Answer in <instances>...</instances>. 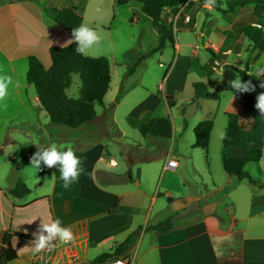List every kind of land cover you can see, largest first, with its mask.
<instances>
[{"label": "crops", "instance_id": "1", "mask_svg": "<svg viewBox=\"0 0 264 264\" xmlns=\"http://www.w3.org/2000/svg\"><path fill=\"white\" fill-rule=\"evenodd\" d=\"M46 9L48 14L43 12L41 5L30 0L0 2V75L12 79L7 95L0 98V120L14 124L3 135L5 143L0 144V150H3L0 154V257L4 233L13 236L15 233L33 236L39 232L42 222L51 223L59 218L62 226L70 228L73 232L72 241L61 244L55 240L53 244L57 245L56 247L36 252L30 243L31 240L12 237L10 244L18 258L7 264H93L97 257L112 254L117 246L135 232L138 233V237L131 254L134 255L136 264H264L262 184L254 185L248 180L239 181L225 171L221 173L219 169L216 179L206 156L205 162L208 167L200 165V157L195 152L204 151L193 148V144L188 158L183 159L184 154L180 153L182 159L179 161L176 154L165 151L161 139L144 138L147 147L143 153L156 159L135 164L130 168V175L125 158L121 157L119 160L113 157L111 144L115 145L114 150L119 155L120 152L129 153V150L125 152L124 146L131 145L124 143L127 134L120 130V121L117 119V111L122 102H119L111 113H107L105 108V98L112 83L111 63V82L104 98V105L96 106L103 108L105 113H98L96 109L95 120L77 128L91 129L98 120L102 123L106 121L105 131H99L104 134L91 139L86 137L82 141L89 139L90 142L84 144L80 142L73 146L69 140L76 137L66 131L69 127L50 121L40 106L36 92L33 97L27 92L32 86L26 83L25 79L29 58L36 57L45 69H49L52 65L50 49L68 46L74 39L53 22L57 14L50 15L49 9ZM137 15L139 19V14ZM141 16H145L143 11ZM179 47L181 53V46L176 44L178 58L181 55L178 53ZM213 63L219 64L218 61ZM214 68L216 71V66ZM220 78L214 80L211 76L204 75L200 78L202 79L200 82L206 83L211 92L218 90L219 98L216 100L196 101L193 89L191 103L205 113L199 122L211 119L208 118V114L212 112L214 117L226 116L227 112L235 113L241 126L243 118L251 122L256 119L257 116L251 107L256 108L257 99L253 92L256 94L257 91L235 95L229 82L223 77L221 82ZM194 82L197 81H192L191 85ZM122 91L119 94H122ZM224 93L230 94L229 105L233 104L235 108L222 107ZM155 104L151 103L149 108ZM210 110L212 112L208 113ZM155 111L156 107L152 113ZM103 115H111V122L116 127L109 125L110 119H103ZM139 116L145 117V120L139 119ZM9 117H14L15 121ZM146 117L149 116L142 109L136 108L125 117V120L129 127L139 132L140 124L157 119ZM213 122L208 153L215 128V121ZM226 123L227 121L221 122L222 132L226 128ZM112 126L117 130L116 133L108 131V128H113ZM244 131L247 138V132ZM96 132L97 130L92 131L94 134ZM171 140H174V136ZM247 141L249 144L255 143L248 139ZM50 144H56L58 148L62 147L65 150L71 147L81 159L82 172L78 180L68 188L63 186L57 168H49L43 163L39 171H30L28 168L38 145L47 148ZM156 147L160 149L158 153ZM219 149L218 144L222 163V147ZM132 150L135 151V155L140 152L138 148ZM169 156L178 161V167L180 163L184 167L190 162L195 177H201V180L194 179L192 184L193 189L199 190L195 201L185 198L183 193L186 189L185 184L174 187L170 182L162 189L165 177L176 173V170L166 169ZM225 156L227 159L245 158L246 150L244 147H229L225 150ZM205 170L206 173L201 175L200 172ZM204 175L207 180L202 178ZM256 175L252 174L253 178L264 183V179ZM19 182L24 183L30 190L22 198H16L10 193ZM171 188H174L173 190L178 188L181 196L173 197ZM202 188L205 191H200ZM161 189L163 193L160 192ZM154 191L160 194L150 198ZM213 194H221L222 198L209 200V195ZM147 197L151 199L149 203H146ZM158 199L164 203L161 208L155 210L152 206ZM177 201H181L185 206L180 211L171 210ZM203 208L207 209L204 214L200 212ZM225 213L228 217L224 216Z\"/></svg>", "mask_w": 264, "mask_h": 264}, {"label": "rangeland", "instance_id": "2", "mask_svg": "<svg viewBox=\"0 0 264 264\" xmlns=\"http://www.w3.org/2000/svg\"><path fill=\"white\" fill-rule=\"evenodd\" d=\"M3 0H0V2ZM7 1V0H5ZM203 0H187L181 7L175 9H165L163 17L167 23H171L174 30L175 45L168 46L159 53L147 59H140L142 55L147 54L150 50L158 45V34L153 27L152 21L148 16H141L142 6L136 0H127L124 4H120V0H42L41 7L48 8L50 15L57 14L60 9L65 7L71 8L83 16V24H87L94 29L100 37L98 43L92 47L85 55L87 57H106L110 60L113 68L112 83L110 91L105 98V108L107 113L114 111L117 104L122 102L117 111V119L120 121V130L127 134L124 143L131 146H124L125 152L134 149H139L144 152L146 149V141L142 138L139 132L129 127L126 124L125 117L134 109H142L147 116V119L153 118H169L173 123L174 140H162L165 151L170 154H176L178 160L181 161V154H184L183 159L188 158L192 144L195 141L194 127L199 120L203 118L205 113H202L195 105H192L193 87L192 81H201V76H211L214 80L222 76L224 65L245 66L247 60L252 58L256 51L253 49L252 42L245 34L238 33L237 29L233 28V23L240 18L244 13L240 10L230 11L227 5V0H209L208 3L203 4ZM237 12V13H236ZM246 12V11H245ZM139 14V19L138 15ZM195 17V24L190 28L187 18ZM264 30V13L261 20L254 25ZM176 44L181 46L178 48L181 55L178 58ZM213 49L219 60V64H214L207 49ZM194 51V52H193ZM192 60V62H191ZM192 63V66H191ZM202 67L199 71L196 64ZM214 66H216V71ZM257 66L264 67V52L260 53L258 60L253 62L250 66L249 75L257 80H264V76L257 78L255 71ZM170 73V74H169ZM169 74V76H168ZM167 76L169 78H167ZM26 83H27V78ZM168 79V80H167ZM222 82V77L220 78ZM217 82V81H216ZM242 82H245L242 80ZM80 76L73 75L72 86L66 91L70 98H78L80 89ZM123 90V91H122ZM257 93L255 98L264 92L258 88L255 89ZM122 91V94H119ZM32 97L35 95L33 86L27 91ZM178 92V93H174ZM169 94V95H168ZM121 95L119 101L117 98ZM123 96V97H122ZM174 96L176 99V106L170 108L167 104L166 97ZM245 100V99H243ZM151 103H156L151 107ZM231 103V96L229 93H224L222 97L223 108H235ZM30 106V105H29ZM156 111L152 113L153 108ZM98 113H105L103 108L97 107ZM256 119L254 123L243 118L242 126L247 132V139L255 143H262L263 156L259 163H250L245 170L252 176L257 174L258 178L264 179V115H261L258 109L251 107ZM212 112L211 110L208 111ZM42 115H46L42 113ZM209 117L215 121V128L213 132L212 145L208 153V160L210 162L211 171L215 174L218 169L224 173L222 163L220 160V153L218 152V144L220 149L222 146L223 132L221 130V122L227 121L226 116L215 115L214 112L208 114ZM12 118L15 121L14 117ZM110 119L109 125H114L111 122V115H103V119ZM139 119L145 120L143 117ZM215 118V119H214ZM10 119V120H12ZM146 119V120H147ZM105 122L98 120L93 128L71 129L66 131L76 139H71L74 145L78 143L90 142L89 139L82 141L84 138H95L101 136L105 131ZM255 124V127L253 125ZM117 125V124H116ZM14 124H9L3 119L0 120V144L5 143L3 138L4 133L9 127ZM114 126L108 128L109 132L117 131ZM187 126V128H185ZM227 126V123H226ZM60 127V126H59ZM116 127V126H115ZM61 129V127H60ZM63 129V128H62ZM93 130H97L94 134ZM116 133V132H115ZM81 138V140L79 139ZM72 146V147H73ZM115 145H110V150L113 151V157L116 159L124 158L123 153L120 155L114 150ZM219 149V150H220ZM158 153L159 148H155ZM3 151V150H1ZM163 151V150H162ZM196 154L200 157V165L208 167L205 162V154L201 150H196ZM180 157V158H179ZM8 158V156H6ZM124 161V160H123ZM205 162V163H204ZM188 163V164H187ZM184 167L180 166L176 169L175 174H168L165 177L162 189L171 182L174 187L185 184L186 189L183 191L186 199L196 200L199 190L192 188L195 180L201 177H195L194 168L190 162H187ZM200 172L201 175L202 173ZM253 177V176H252ZM202 178L207 180L204 175ZM185 181V183H184ZM247 185V184H243ZM252 187V186H251ZM161 189L160 192H164ZM171 188L172 196L177 198L181 192L178 188L173 190ZM205 191L204 188L200 191ZM160 193L155 191L150 198L158 196ZM149 197L146 198V203L151 201ZM210 199H221V194L209 195ZM207 200V199H204ZM164 202L160 199L152 206L155 210L161 208ZM185 206L181 201H177L170 209L180 211ZM205 207V206H204ZM202 214L207 212V209L200 210ZM174 212V211H173ZM201 215V214H200ZM228 217L227 214H224ZM195 217V216H194Z\"/></svg>", "mask_w": 264, "mask_h": 264}, {"label": "trees", "instance_id": "3", "mask_svg": "<svg viewBox=\"0 0 264 264\" xmlns=\"http://www.w3.org/2000/svg\"><path fill=\"white\" fill-rule=\"evenodd\" d=\"M42 4V0H30ZM142 4V11L152 20L153 27L158 33V45L150 50L147 54L140 58L147 59L159 53L168 46L175 45L174 30L171 23H167L163 17L165 9H175L181 7L187 0H136ZM126 3L127 0H120V4ZM209 0H203L202 3H208ZM230 11L240 10L244 14L240 16L234 23L233 28L238 33L245 34L252 42L253 49L256 54L247 60L243 69H239L232 65H224L222 77L226 82L235 79L239 75L244 81H251L253 85L260 88L259 85L264 80H256L249 76L250 66L255 62L260 53L264 52V30L256 25L262 18L264 13V0H227ZM43 12L48 11L42 5ZM246 11V12H245ZM237 13V12H236ZM53 22L68 32L72 37L74 28L83 24V16L71 8L65 7L60 9L53 19ZM189 27L195 24V17L189 19ZM74 39V37H73ZM77 43L73 41L65 47H52L50 56L52 65L49 69H45L42 63L34 56L29 58V68L27 71V82L35 89L39 99L41 108L47 113L50 121L54 124L63 125L72 129H77L85 124L95 120L97 117L96 106L104 105V98L109 90L111 82V68L109 59L106 57H87L84 54L75 51ZM207 52L211 59L218 61L219 58L213 49L208 48ZM192 64V63H191ZM196 68L201 71L199 63ZM80 76L81 86L79 97L70 98L66 91L73 83V75ZM194 100L199 99L216 100L219 98L218 90L211 92L204 82H194ZM121 95L117 98L119 101ZM166 101L169 107H174L176 101L173 96H167ZM227 126L222 138V165L226 174L235 176L239 181L248 180L251 184H262L260 179H254L245 170L250 163H258L263 156L262 143L249 144L245 136V131L240 125L239 118L235 113L227 112ZM214 126L212 119L200 121L194 128L193 133L195 141L193 148L202 149L208 159V150L210 135ZM255 127V124L253 125ZM139 134L142 138H158L161 140H170L173 137L172 121L168 118H157L142 123L138 127ZM229 147H244L246 157L241 159H227L225 150ZM123 156L130 168L138 163L151 162L156 157L149 156L143 152L134 154L135 151L130 150ZM2 151L0 150V154ZM30 192L29 188L22 182L10 191L11 195L16 198H22ZM162 226V225H161ZM12 237H19L27 240H33L31 235L15 233L10 235L4 233L2 237L3 248L1 250L0 264H7L18 258L17 253L10 244ZM138 233L130 234L127 239L116 247L112 254H104L97 257L93 264H104L118 257L129 255L136 244Z\"/></svg>", "mask_w": 264, "mask_h": 264}, {"label": "clouds", "instance_id": "4", "mask_svg": "<svg viewBox=\"0 0 264 264\" xmlns=\"http://www.w3.org/2000/svg\"><path fill=\"white\" fill-rule=\"evenodd\" d=\"M72 35L74 41L77 43L75 51L80 54H87L100 40L97 32L87 24H81L79 27L74 28ZM255 76L257 78L264 76V67L257 66ZM10 83H12L11 77L0 75V98L7 95V89ZM229 86L235 95L238 93L253 92L256 89V86L253 85L250 80L242 82L239 75H236L235 79L229 80ZM259 87L264 88V83H261ZM256 99L257 103L255 107L259 110L261 115H264V92L260 93ZM41 163L49 168L55 167L58 169L60 172V179L63 181V186L65 188L70 187L71 184L76 182L82 172L81 159L75 154L71 147L65 150L62 147L58 148L56 144H50L47 148L38 145L37 151L32 156L30 167L28 168L30 171H39ZM33 237L34 239L30 243L34 246L36 252L56 247L57 245L53 244L55 240L64 244L72 241L74 238L71 229L62 226V222L59 218L51 223L42 222L39 232L34 233Z\"/></svg>", "mask_w": 264, "mask_h": 264}, {"label": "built area", "instance_id": "5", "mask_svg": "<svg viewBox=\"0 0 264 264\" xmlns=\"http://www.w3.org/2000/svg\"><path fill=\"white\" fill-rule=\"evenodd\" d=\"M189 21V18L186 19ZM178 167V161L175 159H172L171 156L168 157V162L166 165V169L170 171H175L176 168ZM109 264H136V260L134 255L131 253L125 257H118L115 259H112Z\"/></svg>", "mask_w": 264, "mask_h": 264}]
</instances>
